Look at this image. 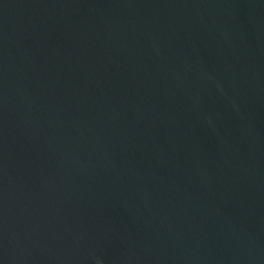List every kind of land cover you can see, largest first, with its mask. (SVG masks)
Returning a JSON list of instances; mask_svg holds the SVG:
<instances>
[{
	"label": "water",
	"instance_id": "95a60500",
	"mask_svg": "<svg viewBox=\"0 0 264 264\" xmlns=\"http://www.w3.org/2000/svg\"><path fill=\"white\" fill-rule=\"evenodd\" d=\"M0 264H264V0H0Z\"/></svg>",
	"mask_w": 264,
	"mask_h": 264
}]
</instances>
